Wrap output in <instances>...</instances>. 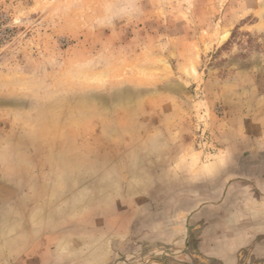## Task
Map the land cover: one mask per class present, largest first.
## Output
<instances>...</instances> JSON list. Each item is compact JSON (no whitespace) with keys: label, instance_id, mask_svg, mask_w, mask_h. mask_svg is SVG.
I'll list each match as a JSON object with an SVG mask.
<instances>
[{"label":"rangeland","instance_id":"374dc122","mask_svg":"<svg viewBox=\"0 0 264 264\" xmlns=\"http://www.w3.org/2000/svg\"><path fill=\"white\" fill-rule=\"evenodd\" d=\"M253 125L264 0H0V235L46 208L84 236L131 221L144 264L192 189L242 183Z\"/></svg>","mask_w":264,"mask_h":264},{"label":"crops","instance_id":"0c3cea01","mask_svg":"<svg viewBox=\"0 0 264 264\" xmlns=\"http://www.w3.org/2000/svg\"><path fill=\"white\" fill-rule=\"evenodd\" d=\"M263 127L255 128L252 149L242 154L244 172L234 176L242 183L237 188L190 190L193 199L158 225L162 230L154 252L141 262L264 264ZM228 160L222 157L219 163ZM223 177L228 182L229 176ZM46 209L16 218V227L0 235V264H122L128 259L127 245L134 242L131 221L121 232L102 231L94 222L86 226L93 232L84 236V220L66 216L57 223ZM117 244L124 246L123 253H118Z\"/></svg>","mask_w":264,"mask_h":264}]
</instances>
